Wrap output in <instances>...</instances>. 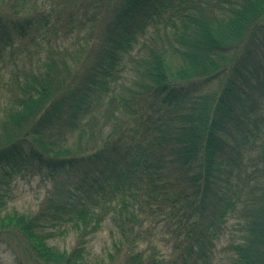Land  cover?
<instances>
[{
  "label": "trees",
  "instance_id": "obj_1",
  "mask_svg": "<svg viewBox=\"0 0 264 264\" xmlns=\"http://www.w3.org/2000/svg\"><path fill=\"white\" fill-rule=\"evenodd\" d=\"M16 46L35 60L0 78V232L41 264H105L86 238L109 222V262L210 264L236 218L229 263L264 264V0H0ZM17 164L51 182L33 214L6 209Z\"/></svg>",
  "mask_w": 264,
  "mask_h": 264
},
{
  "label": "rangeland",
  "instance_id": "obj_2",
  "mask_svg": "<svg viewBox=\"0 0 264 264\" xmlns=\"http://www.w3.org/2000/svg\"><path fill=\"white\" fill-rule=\"evenodd\" d=\"M71 39L74 35L70 36ZM21 46H16L15 50L7 48L0 55V78L1 83L7 84L11 73L15 67L21 68L25 65L34 63L35 56H30ZM6 86L0 84L1 92L7 93ZM6 102H2L0 108L4 107ZM1 111V110H0ZM11 176V198L7 204V210L14 209L21 214H33L43 204L51 189V182L40 173L32 164H17L14 167L6 168ZM0 173H2L0 171ZM236 218H232L226 224L224 233L216 242L210 264H230L231 256L230 246L238 236ZM153 223H150V226ZM109 222L103 224L99 232L86 238V249L90 259L101 260L104 258L105 264H121L122 258L119 254L112 262L107 260L106 254L112 252L111 230ZM52 237L48 240L50 245L70 249L77 241L74 232L67 235H59L51 232ZM114 236V235H113ZM149 239L155 245L159 255L165 259L174 258L176 255L171 254L174 239L164 227L163 222L156 225ZM23 242L20 239L10 235H4L0 232V264H41L31 257L23 248Z\"/></svg>",
  "mask_w": 264,
  "mask_h": 264
}]
</instances>
